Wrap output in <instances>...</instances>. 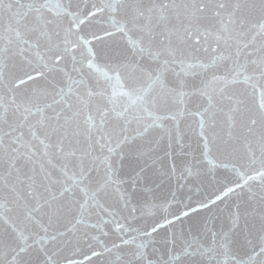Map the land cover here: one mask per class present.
<instances>
[{
    "label": "snow or ice",
    "instance_id": "6c2138e0",
    "mask_svg": "<svg viewBox=\"0 0 264 264\" xmlns=\"http://www.w3.org/2000/svg\"><path fill=\"white\" fill-rule=\"evenodd\" d=\"M0 264H264V0H0Z\"/></svg>",
    "mask_w": 264,
    "mask_h": 264
}]
</instances>
